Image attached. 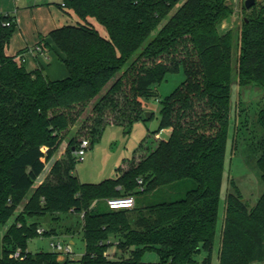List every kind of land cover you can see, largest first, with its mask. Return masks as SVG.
<instances>
[{"label": "trees", "instance_id": "1", "mask_svg": "<svg viewBox=\"0 0 264 264\" xmlns=\"http://www.w3.org/2000/svg\"><path fill=\"white\" fill-rule=\"evenodd\" d=\"M65 2L81 20L49 34L68 70L59 80L40 68L28 70L19 60L24 50L8 54L17 23L0 12V222L8 223L21 207L3 235L0 264H212L232 85L237 80L264 88V5L257 11L256 0L242 25L222 32L223 19L233 12L230 0ZM182 65L186 79L161 101L155 142H142L116 178L82 182L74 174L75 150L85 137L91 145L107 124L140 120L142 99L156 96V85ZM257 122L264 131V104ZM164 127L172 129L168 140L158 135ZM64 142L66 153L34 187ZM257 151L264 183V137ZM183 180L194 186L176 200L138 205L135 197L131 209L107 204L124 192L146 194ZM48 214L55 219L82 214L80 259L61 260L54 250L29 251L41 227L30 218ZM222 220L220 264L264 260V191L249 207L234 186L226 194ZM153 249L160 260L145 261L144 253ZM202 250L208 255L199 261Z\"/></svg>", "mask_w": 264, "mask_h": 264}, {"label": "rangeland", "instance_id": "2", "mask_svg": "<svg viewBox=\"0 0 264 264\" xmlns=\"http://www.w3.org/2000/svg\"><path fill=\"white\" fill-rule=\"evenodd\" d=\"M56 1L63 3L64 0ZM230 3L233 6V12L223 19L220 26L222 32L237 29L242 25L244 18L248 17L253 10V7L246 8L245 1L235 3L230 0ZM180 4L181 2L178 5ZM256 4L255 9L258 11L264 5V0H257ZM235 73L234 71V76H236ZM185 79V68L182 65L177 72L168 73L166 78L156 85V96L142 99L144 110L140 120L135 121L132 125L128 123L107 124L101 138L87 148L85 159L80 160L76 156L74 174L85 183H99L107 178H116L119 174V167L125 161L131 159L136 151L141 150L142 142L147 141L150 144L155 142L154 131L158 129L160 123L161 101L178 88ZM236 81L232 85V125L229 132L220 195V216L217 223L214 247L211 251L212 264H220L219 245L227 192L234 191V186H237L247 205L253 207L264 191L261 171L257 166V147L259 141L264 137V131L257 122V114L264 104V88L253 82L248 85H239ZM105 119H107V116ZM91 124L92 121H89L88 125L91 126ZM171 133L172 129L170 127H164L158 135L159 138L168 140ZM85 139L90 142L89 137H85ZM66 150L67 148L63 151L64 154ZM55 159L56 156L47 162L46 171L51 169ZM38 182L39 179L34 187L37 186ZM193 186V180H183L146 194L126 193L122 190V193L124 192L122 196L133 195L137 198L138 205H147L179 199ZM98 203L101 206L104 205L103 201ZM20 211L21 207L18 208L8 223L0 222V256L3 252L4 232ZM30 219L39 221L41 227L48 232V234L40 235L29 241L28 249L32 253L52 251L53 248L50 242L53 236H59L56 240L62 242L73 241V256L76 260L80 259L85 253L82 214L61 215L56 219L48 214ZM112 250H116L115 247H112ZM207 255L208 253L202 250L196 255V258L201 261ZM143 259L148 262H157L160 260V255L155 249L148 250L144 253ZM262 262L258 261L253 264H263Z\"/></svg>", "mask_w": 264, "mask_h": 264}, {"label": "crops", "instance_id": "3", "mask_svg": "<svg viewBox=\"0 0 264 264\" xmlns=\"http://www.w3.org/2000/svg\"><path fill=\"white\" fill-rule=\"evenodd\" d=\"M0 12L11 14L17 23L7 47L8 54L16 55L24 50L19 60H23L27 69L40 68L51 80H59L68 76L67 67L62 60L64 54L52 42L49 34L56 28L81 20L73 9L62 7V3L56 0H22L19 3L15 0H0ZM89 20L103 35L108 36L105 27L95 19L90 18ZM66 148L67 143L64 142L53 156H56L55 161L64 154L63 151ZM46 169L39 177L38 184L49 173L50 169L48 171ZM57 238L59 236L51 237V242ZM71 243L73 244V241ZM60 259H65V256L61 255ZM262 263L264 264V260Z\"/></svg>", "mask_w": 264, "mask_h": 264}, {"label": "built area", "instance_id": "4", "mask_svg": "<svg viewBox=\"0 0 264 264\" xmlns=\"http://www.w3.org/2000/svg\"><path fill=\"white\" fill-rule=\"evenodd\" d=\"M17 3H19L22 0H15ZM246 0H232V2L235 3H241ZM62 7H66V2L65 0L62 3ZM9 25V23H7ZM90 146V142L88 139H85L81 142L79 147L75 150L76 156L79 157L80 160L85 159L86 151L87 148ZM140 183H142V180H139ZM107 204L109 205L110 208L112 209H122V208H134L136 205V199L134 196H124V197H114V198H109L107 200ZM45 229L43 227H40L38 229V233L40 235H43L45 233ZM51 247L53 248L54 251H57L61 253V255L65 256V258L69 257L71 259H75L73 256L74 250H73V245L71 242H62L59 240H54L51 242ZM19 253H16V256H18Z\"/></svg>", "mask_w": 264, "mask_h": 264}, {"label": "water", "instance_id": "5", "mask_svg": "<svg viewBox=\"0 0 264 264\" xmlns=\"http://www.w3.org/2000/svg\"><path fill=\"white\" fill-rule=\"evenodd\" d=\"M256 3V0H246L245 1V6L246 8L250 9L251 7H253Z\"/></svg>", "mask_w": 264, "mask_h": 264}]
</instances>
